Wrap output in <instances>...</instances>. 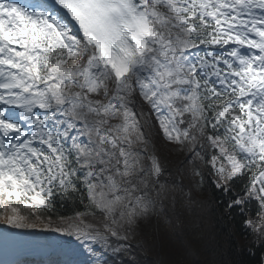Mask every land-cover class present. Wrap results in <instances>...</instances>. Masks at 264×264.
I'll use <instances>...</instances> for the list:
<instances>
[{
    "label": "snow or ice",
    "instance_id": "obj_1",
    "mask_svg": "<svg viewBox=\"0 0 264 264\" xmlns=\"http://www.w3.org/2000/svg\"><path fill=\"white\" fill-rule=\"evenodd\" d=\"M206 182L264 250V0H0V264H138Z\"/></svg>",
    "mask_w": 264,
    "mask_h": 264
},
{
    "label": "trees",
    "instance_id": "obj_2",
    "mask_svg": "<svg viewBox=\"0 0 264 264\" xmlns=\"http://www.w3.org/2000/svg\"><path fill=\"white\" fill-rule=\"evenodd\" d=\"M164 158L167 167L179 180L176 170L181 165L182 157L174 155L173 159L168 156ZM189 177L190 174L186 173L184 183L195 188V182ZM195 195L197 203L191 209H182L179 221L172 219L169 235L158 227L151 241L136 235L145 241L146 251L150 254L146 257L142 249L133 247L138 264H157L158 258L160 264H177L185 258H195L201 264H262L264 250L254 247L251 243L253 237L241 230L239 211L229 215L230 210L226 207L228 197L211 186L210 182L196 189ZM69 212L70 207L62 209L63 214ZM162 222L165 223L164 220ZM136 237L133 241L138 240ZM107 260L109 264H129L130 257L121 253Z\"/></svg>",
    "mask_w": 264,
    "mask_h": 264
},
{
    "label": "rangeland",
    "instance_id": "obj_3",
    "mask_svg": "<svg viewBox=\"0 0 264 264\" xmlns=\"http://www.w3.org/2000/svg\"><path fill=\"white\" fill-rule=\"evenodd\" d=\"M153 131H155V130H153ZM159 147H160V153H161V154H165V155H166V153L169 154V152L166 150V148L164 147L163 144L159 145ZM163 156H164V155H163ZM155 224H156V222L154 221V222H152V223H148V224L143 225V226H142V231H141V233H142L146 238L151 239V238L153 237V235H154ZM45 235H46V234H45ZM61 254H62V253H60L59 255H61ZM62 257L64 258V255H63ZM63 258H60L59 260H63ZM71 258H72V259H75V258H80V257H71ZM262 264H264V258H263V262H262Z\"/></svg>",
    "mask_w": 264,
    "mask_h": 264
},
{
    "label": "bare ground",
    "instance_id": "obj_4",
    "mask_svg": "<svg viewBox=\"0 0 264 264\" xmlns=\"http://www.w3.org/2000/svg\"><path fill=\"white\" fill-rule=\"evenodd\" d=\"M4 227H6V226H4ZM50 235H56V234H50ZM19 254L22 255L21 257H25L26 254H31V253L19 252ZM40 254H42V253H40Z\"/></svg>",
    "mask_w": 264,
    "mask_h": 264
}]
</instances>
